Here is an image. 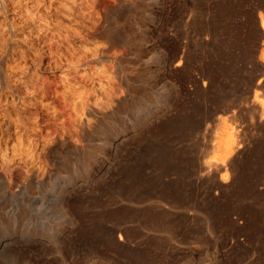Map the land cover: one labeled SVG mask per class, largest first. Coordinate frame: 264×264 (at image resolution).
Returning <instances> with one entry per match:
<instances>
[{"label": "rangeland", "instance_id": "1", "mask_svg": "<svg viewBox=\"0 0 264 264\" xmlns=\"http://www.w3.org/2000/svg\"><path fill=\"white\" fill-rule=\"evenodd\" d=\"M262 109L264 0H0V264H264Z\"/></svg>", "mask_w": 264, "mask_h": 264}, {"label": "bare ground", "instance_id": "2", "mask_svg": "<svg viewBox=\"0 0 264 264\" xmlns=\"http://www.w3.org/2000/svg\"><path fill=\"white\" fill-rule=\"evenodd\" d=\"M107 32H108V31H107ZM108 34H109V33H108ZM113 38H114V37H113ZM112 43H113V41H112ZM117 43H118V42H117ZM175 58H176V57H175ZM173 59H174V58H173ZM178 60H179V59H178ZM174 61H175V60H174ZM179 62H180V61H179ZM216 69H217V68H216ZM207 81H208V80H207ZM227 110H228V109H227ZM255 112H256V111H255ZM261 112H262V115H264V109H262ZM258 115H259V114H258ZM260 118H261V117H259V119H260ZM261 119H262V118H261ZM237 133H238V131H237ZM237 133H236V134H237ZM233 134H234V133H233ZM233 138H234V137H233ZM233 138H232V139H233ZM235 141H236V140H235ZM227 142H228V141H227ZM239 144H240V143H239ZM237 145H238V143H237ZM240 145H241V144H240ZM227 147H228V145H227ZM234 149H235V148H234ZM243 149H244V148H243ZM238 150H239V149H238ZM232 151H233V150H232ZM239 151H240V150H239ZM232 161H233V160H232ZM209 163H210V162H209ZM232 164H233V163H232ZM206 165H207V163H206ZM220 165H221V164H220ZM223 165H225V164H222V166H223ZM209 166H210V165L208 164V168H209ZM212 166H213V165H212ZM214 166H215V165H214ZM227 166H229V163H228ZM206 167H207V166H206ZM206 167H205V168H206ZM210 167H211V166H210ZM202 168H203V167H202ZM208 168H207V169H208ZM221 168H222V167H221ZM223 168H224V167H223ZM203 169H204V168H203ZM215 169H216V167H215ZM215 169H214V170H215ZM225 169H226V168H225ZM211 170H212V169H211ZM232 170H233V169H232ZM206 171H207V170H206ZM213 172H214V171H213ZM225 172H228V171H225ZM201 173H202V171H201ZM208 173H210V172H208ZM230 173H231V172H230ZM232 173H233V172H232ZM203 174H204V173H203ZM206 174H207V173H206ZM220 174H221V173H220ZM215 175H216V174H215ZM229 176H230V175H229ZM232 176H233V174H232ZM205 177H206V176H205ZM215 177H216V176H215ZM217 177H218V176H217ZM217 177H216V178H217ZM224 177H225V176H223V178H224ZM211 178H212V177H211ZM211 178H210V179H211ZM207 179H208V178H207ZM213 180H215V179H213ZM217 182H218V181H217ZM218 184H219V183H218ZM218 187H219V186H218ZM210 192H211V191H210ZM210 192H208V193H210ZM173 193H174V192H173ZM215 193H216V192H215ZM176 199H177V198H176Z\"/></svg>", "mask_w": 264, "mask_h": 264}]
</instances>
